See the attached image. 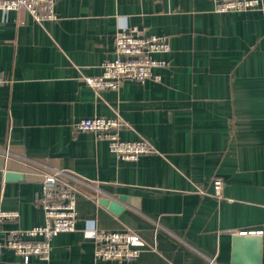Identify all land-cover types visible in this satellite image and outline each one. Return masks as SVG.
Masks as SVG:
<instances>
[{"label":"crops","instance_id":"1","mask_svg":"<svg viewBox=\"0 0 264 264\" xmlns=\"http://www.w3.org/2000/svg\"><path fill=\"white\" fill-rule=\"evenodd\" d=\"M214 3L54 0L56 18L41 22L22 9L0 12V210L19 213L9 227L44 223L40 180L20 159L70 174L80 191L75 231L52 239L47 260L3 251L0 264H232L239 233L261 236L264 264V0L223 14ZM123 27L166 37L170 50L156 58L168 66L153 71L157 82L124 80L97 97L83 78L114 59ZM94 117L120 118L119 138L153 152L118 159L74 130ZM7 172L22 178L7 181ZM94 229L133 232L138 257L96 259Z\"/></svg>","mask_w":264,"mask_h":264},{"label":"built area","instance_id":"2","mask_svg":"<svg viewBox=\"0 0 264 264\" xmlns=\"http://www.w3.org/2000/svg\"><path fill=\"white\" fill-rule=\"evenodd\" d=\"M214 12L233 13L256 9L260 0H214ZM54 0H0V12L25 10L32 18L41 22L53 20ZM170 50L166 37L144 35L135 28L123 27L114 37V59L101 64L102 73L97 77H84L83 81L99 97L107 90H116L124 80L137 83L159 81V75L153 71L168 66L164 59L156 55ZM4 81L0 78V85ZM126 127L120 118L94 117L82 119L74 125L79 133H92L99 141H105L109 151L123 161H136L140 156L153 152L144 141H122L118 132ZM4 161L9 152L3 151ZM29 174L37 176L42 187L40 206L44 223L28 229L9 227L18 221L17 211L0 210V254L11 251L27 263L30 257L45 261L49 257L51 241L62 233L75 231V199L80 193L77 179L63 171L43 169L38 164L20 159L18 161ZM81 183V182H80ZM222 184L216 180L214 190L220 195ZM252 234V233H249ZM94 244V256L99 260L131 261L138 257L140 238L129 230L121 232H103L96 229L89 232Z\"/></svg>","mask_w":264,"mask_h":264},{"label":"water","instance_id":"3","mask_svg":"<svg viewBox=\"0 0 264 264\" xmlns=\"http://www.w3.org/2000/svg\"><path fill=\"white\" fill-rule=\"evenodd\" d=\"M22 175L13 172L5 174V180H20ZM99 203L107 207L112 213L119 214L120 205L109 199H100ZM232 264H260L261 263V236L257 234L239 233L232 237L231 247Z\"/></svg>","mask_w":264,"mask_h":264}]
</instances>
